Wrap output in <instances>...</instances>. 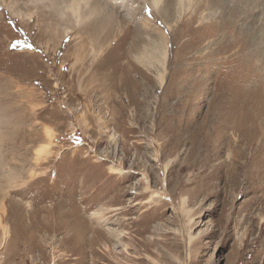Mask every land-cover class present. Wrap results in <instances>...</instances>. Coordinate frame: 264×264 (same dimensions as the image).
Masks as SVG:
<instances>
[{
    "label": "rangeland",
    "instance_id": "obj_1",
    "mask_svg": "<svg viewBox=\"0 0 264 264\" xmlns=\"http://www.w3.org/2000/svg\"><path fill=\"white\" fill-rule=\"evenodd\" d=\"M121 3L0 0V264H74L77 229L84 264H264V94L192 5Z\"/></svg>",
    "mask_w": 264,
    "mask_h": 264
},
{
    "label": "bare ground",
    "instance_id": "obj_2",
    "mask_svg": "<svg viewBox=\"0 0 264 264\" xmlns=\"http://www.w3.org/2000/svg\"><path fill=\"white\" fill-rule=\"evenodd\" d=\"M38 1H43V0H38ZM47 1L51 3V6H53L52 4L53 0H47ZM61 1H62V4L60 5V8H62L61 12L69 13L71 17L76 18L78 21V18L81 15L80 14L81 8L85 7L86 2L89 0H61ZM107 1L123 3L129 0H107ZM148 1L150 2L151 6L156 11H158V6L162 2V0H148ZM175 1H176L175 3L176 6L178 7L177 10L181 13L185 12L187 8H189V6L192 5L191 12L194 14L197 13L199 14V18L197 22V26L199 28L214 23L212 25V28L217 26L221 31H225L226 34L224 35L225 38L221 40L222 43H226L229 48H233V49L235 48L234 53L231 55L232 57L234 56V58L231 61L229 60L231 63V67H229L230 75L232 72V65L235 64L242 65L241 79L244 84L245 83L249 84L248 90L251 92L258 91L264 94V19L260 20L259 18H257L259 16L256 17V14L258 12L264 13V0H207L208 2L206 4H205L206 0H175ZM257 21H258L257 23L258 26L254 27ZM208 22H212V23H208ZM160 33L158 38L149 39L150 41L148 46L145 44L144 46L142 45V49H140V51L138 50L139 54L134 55V59L139 64L143 65L144 67L156 70L155 77L159 87H161L164 83V75L166 72L165 63L168 54L166 38L164 37L163 34ZM155 36L157 37V35ZM149 37L147 36V38ZM159 68L160 70H158ZM110 170L112 172H115L118 169L111 167ZM157 195H158L157 192L152 191L151 196L147 202H150L154 198L158 197ZM183 214L188 218L186 226L187 227H190V225L192 226V219H191L192 216H190V211L187 212L186 210H183ZM76 232L77 233H73L70 237L67 238L64 237L65 236L64 235L60 241H57L58 243L57 245L59 246L68 243L67 241H71L72 247L69 250L70 255H67L66 258H63L62 260L53 259L55 263L57 262L68 263L73 259L76 260L74 264H84L86 244L83 241L82 238L83 235L81 234L82 232L80 231V229H77ZM108 232L110 237L115 239L117 243H119L121 238H123L124 236V232L122 231L114 232L113 230H108ZM183 233L184 232L182 231L178 232L180 237L183 236ZM192 239H193L192 235L188 234L187 245L191 244L190 242H192ZM146 243L147 245L151 244L150 242H146Z\"/></svg>",
    "mask_w": 264,
    "mask_h": 264
},
{
    "label": "snow or ice",
    "instance_id": "obj_3",
    "mask_svg": "<svg viewBox=\"0 0 264 264\" xmlns=\"http://www.w3.org/2000/svg\"><path fill=\"white\" fill-rule=\"evenodd\" d=\"M151 10L149 9V12H150Z\"/></svg>",
    "mask_w": 264,
    "mask_h": 264
}]
</instances>
